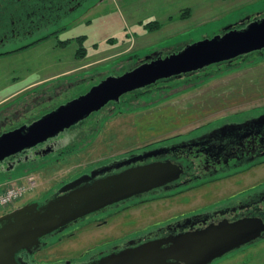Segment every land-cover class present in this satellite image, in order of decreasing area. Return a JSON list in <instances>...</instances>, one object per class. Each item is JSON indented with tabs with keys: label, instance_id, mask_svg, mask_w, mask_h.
<instances>
[{
	"label": "rangeland",
	"instance_id": "obj_1",
	"mask_svg": "<svg viewBox=\"0 0 264 264\" xmlns=\"http://www.w3.org/2000/svg\"><path fill=\"white\" fill-rule=\"evenodd\" d=\"M94 4L88 8L83 5L62 21V25H67L65 29L51 35L49 33L58 29L52 25L23 49L46 41L49 46L78 52V37L83 35L86 54L77 56L80 63L90 64L32 91L40 92L51 84L61 85L40 98L36 94L32 97L31 92L30 111H24L21 115L24 118L20 121L17 118L13 127L39 118L46 109L78 97L110 75L134 69L145 56L174 52L188 43L212 37L227 26L239 27L244 20L264 17V0H96ZM187 9L189 16L182 18L181 13ZM150 21L162 25L150 30L146 27ZM17 46L21 45L16 42L11 45ZM262 111L264 53L259 52L161 81L152 90L138 95L125 94L119 104L107 106L87 118L82 128H76L80 132L60 159L56 160L54 154L38 160L34 166L25 164L15 168L24 171L23 174L12 182L2 183L0 191L24 183L26 175L34 176L35 188L11 207L0 210V215L31 201L44 200L65 182L102 162L187 137L236 114L247 116ZM263 179L264 166H261L209 187L137 202L108 218L107 222H86L75 227L72 233L67 231L50 238L49 245L33 258L38 263L84 259L113 240H125L147 226L197 209ZM212 264H264V241L234 251Z\"/></svg>",
	"mask_w": 264,
	"mask_h": 264
},
{
	"label": "water",
	"instance_id": "obj_2",
	"mask_svg": "<svg viewBox=\"0 0 264 264\" xmlns=\"http://www.w3.org/2000/svg\"><path fill=\"white\" fill-rule=\"evenodd\" d=\"M260 50H264V17L254 19L242 28L227 26L223 32L188 43L165 57L158 52L150 54L134 69L106 77L86 93L31 123L0 132V162L58 136L109 102H120L126 93L161 79L193 73ZM258 121H264V114L258 117ZM161 151H149L119 165L156 156ZM110 168L101 167L84 173L63 184L44 200L31 201L2 214L0 264H31L21 254L35 255L40 252L49 245L46 240L49 236L112 204L160 187L169 189L183 172L182 167L171 161L132 166L105 175ZM263 231L264 225L257 219L221 222L144 242L131 241L122 249L80 264H211L255 241ZM71 262L67 260L58 264Z\"/></svg>",
	"mask_w": 264,
	"mask_h": 264
},
{
	"label": "flooded vegetation",
	"instance_id": "obj_3",
	"mask_svg": "<svg viewBox=\"0 0 264 264\" xmlns=\"http://www.w3.org/2000/svg\"><path fill=\"white\" fill-rule=\"evenodd\" d=\"M16 1L19 0H0V57L12 54L16 49L36 41L40 37V34L45 33L48 29L45 20L46 16L45 14H42L43 5L41 2H39L40 5L38 7L42 12L37 14L35 13V18H33L31 17V12H29L30 6H32V1L23 0L21 3L23 7L22 12H19V9L17 11L15 10L18 5V2ZM99 1L102 0H98V2ZM83 3L84 1H78L73 5H61L62 7H60V9H62V14H56L54 18L51 17L50 21L56 22L59 19L68 18L72 12L75 13L81 9L84 5ZM94 3L90 6L95 5ZM249 21L250 20L248 19L242 21L241 26L246 25ZM26 41H28V43H25ZM14 42L21 46L11 47ZM259 53H264V50ZM191 74L193 73H187L184 75ZM179 77L181 76L161 79L152 85L132 91L129 94L138 95L140 92L144 93L150 91L161 81L166 82ZM117 104H119V102L116 103L111 101L97 112H101L109 105L116 106ZM50 110L52 109H46L47 112ZM263 114L264 111L247 116L236 114L235 116L224 118L219 122H215L209 127L187 137L168 140L165 143L157 144L138 152H130L126 155L119 156L93 166L90 171L86 173H90L94 169L109 166L111 168L104 173L105 175H108L121 172L132 166L143 165L156 161H171L182 167L183 172L181 173L179 179L170 184L169 189H166L165 187L153 189L144 195L134 196L124 201L112 204L102 211L93 212L86 218L70 225L63 231L56 232L49 236L46 238L47 242L50 238H57L58 235L67 231L68 233H72V230L75 227L83 225L86 222H95L97 220H102V223L107 222L108 218L114 217V215L118 214V212H121L125 208H128L137 202L147 201L152 198L173 196L176 192L183 193L196 188L201 189L209 187L219 182L230 180L233 177H241L247 172H252L254 169L264 166V121H258V117ZM85 120L70 127L69 129H66L56 137L50 138L35 147L4 159L0 162L1 173L7 174L10 171L15 170V168L20 165L27 164L34 166L38 160L41 161L42 158L47 156L50 157L54 154L57 155L56 160L58 158L60 159L64 149L77 135V133L80 132V130H77L76 128H82L81 124ZM157 149H162V151L156 156H151L143 160H137L129 164L119 165L138 155ZM243 219H257L264 225V179L254 181L237 192L228 194L204 206L198 207L197 209L174 215L172 218L170 217L169 220L163 221L159 224L157 223L152 226H147L146 228L127 236L125 240H113L106 244V246L104 245V248L95 249L84 259L78 258L72 260L71 264H80L95 260L102 255H106L112 251L126 247L131 241L139 243L148 239L164 237L169 233H175L188 229L205 228L211 224L227 221L232 223ZM262 241H264V231L255 241L247 243L242 247L227 253L226 256L234 251L256 245ZM21 255L31 264L38 263L33 258L34 255H28L26 253ZM223 257H225V255ZM67 260L69 259L56 263L40 264L65 263Z\"/></svg>",
	"mask_w": 264,
	"mask_h": 264
},
{
	"label": "crops",
	"instance_id": "obj_4",
	"mask_svg": "<svg viewBox=\"0 0 264 264\" xmlns=\"http://www.w3.org/2000/svg\"><path fill=\"white\" fill-rule=\"evenodd\" d=\"M42 56L44 58H41ZM89 64L80 63L76 50L59 48L56 45L49 46L46 41L37 43L29 49L1 56L0 131L11 129L12 125L15 124L14 122H17V118H19L18 121L24 118L21 115L24 111H30V103L28 102L35 94L38 98L43 95L47 96L48 90L54 91L61 85L51 84V87L40 90V92L32 91H36L35 89L40 86L58 80L63 76L71 75ZM48 107L46 106V108ZM23 172L16 170H12L7 174L0 172V185L18 179Z\"/></svg>",
	"mask_w": 264,
	"mask_h": 264
},
{
	"label": "trees",
	"instance_id": "obj_5",
	"mask_svg": "<svg viewBox=\"0 0 264 264\" xmlns=\"http://www.w3.org/2000/svg\"><path fill=\"white\" fill-rule=\"evenodd\" d=\"M31 5L30 6V9H29V12H31V17L35 18V15L37 13H40L42 11L39 10V2L42 3L43 5V12L42 14L44 15L45 14V20H46V23H47V27L50 28L52 25H56V27L58 29H55L54 31H52L51 33L49 34H54V33H58L61 29H65L66 28V24L65 25H62V21H64L66 18H62V19H59L58 21L56 22H53V21H50L51 17L54 18V16H56V14L60 15L62 14V9H60V7H62L61 5H67V4H76L78 1H81L83 2L84 1V5L87 6V7H84V8H88L91 4H93L96 0H31ZM18 2V5H17V8L15 9L16 11L19 9V12H22L23 11V7H22V2L23 0H19V1H16ZM20 6V7H19ZM19 7V8H18ZM66 8V6H65ZM64 8V9H65ZM189 9L187 10H184L182 13H181V17L182 18H187L189 16ZM18 12V13H19ZM36 13V14H35ZM64 13V12H63ZM75 13L72 12L69 17L73 16ZM18 15V14H17ZM161 22H157V21H150L149 23L146 24V27L150 30H156L158 29L160 26H161ZM50 35L44 37L43 39L49 37ZM41 39V40H43ZM85 36H79L78 37V41L80 42V49L78 50L77 54L78 56H83L86 54V48L85 46L83 45V41H85ZM33 42H31L30 44H33ZM29 44V45H30ZM28 46H24V47H21L17 50H20V49H23V48H26V47H29Z\"/></svg>",
	"mask_w": 264,
	"mask_h": 264
},
{
	"label": "built area",
	"instance_id": "obj_6",
	"mask_svg": "<svg viewBox=\"0 0 264 264\" xmlns=\"http://www.w3.org/2000/svg\"><path fill=\"white\" fill-rule=\"evenodd\" d=\"M34 176H28L24 183L20 185L10 186L3 191H0V210L9 208L18 200L35 187Z\"/></svg>",
	"mask_w": 264,
	"mask_h": 264
}]
</instances>
